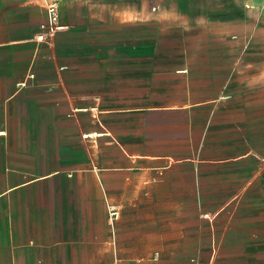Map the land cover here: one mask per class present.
I'll return each instance as SVG.
<instances>
[{
    "label": "crops",
    "instance_id": "obj_1",
    "mask_svg": "<svg viewBox=\"0 0 264 264\" xmlns=\"http://www.w3.org/2000/svg\"><path fill=\"white\" fill-rule=\"evenodd\" d=\"M72 31L0 40V264L192 259L209 214L252 179L240 167L258 166L255 111L234 85L242 63L206 47L156 60L122 47L115 60Z\"/></svg>",
    "mask_w": 264,
    "mask_h": 264
},
{
    "label": "rangeland",
    "instance_id": "obj_2",
    "mask_svg": "<svg viewBox=\"0 0 264 264\" xmlns=\"http://www.w3.org/2000/svg\"><path fill=\"white\" fill-rule=\"evenodd\" d=\"M53 1L65 26L58 32L76 28L72 38L83 45L113 47L115 57L122 47H129L126 59L132 60L140 47L147 60L171 59L175 48L184 47L188 55L201 58L206 52L201 48L206 47L212 57L236 66L242 63L233 70L240 74L234 85L255 111L250 132L259 158L256 168L245 164L240 170L243 178L252 179L242 181L241 195L221 213L209 214V243L194 246L192 259L172 260V255L158 254L144 264H264V0ZM45 18L43 0H0V40L3 45L49 44L58 32L43 41L37 38ZM87 24L92 27L85 29ZM67 52L61 47L53 50L56 58Z\"/></svg>",
    "mask_w": 264,
    "mask_h": 264
},
{
    "label": "built area",
    "instance_id": "obj_3",
    "mask_svg": "<svg viewBox=\"0 0 264 264\" xmlns=\"http://www.w3.org/2000/svg\"><path fill=\"white\" fill-rule=\"evenodd\" d=\"M45 8V21L40 24V33L38 35V40L43 41L45 38L54 35L56 32L63 30L64 25L59 22L58 6L56 1L53 0H43ZM107 215L111 222H114L119 216V207L111 204H106ZM117 264V262H115Z\"/></svg>",
    "mask_w": 264,
    "mask_h": 264
}]
</instances>
